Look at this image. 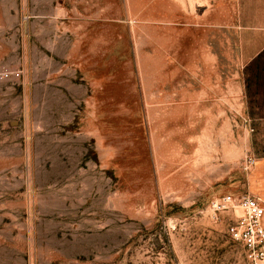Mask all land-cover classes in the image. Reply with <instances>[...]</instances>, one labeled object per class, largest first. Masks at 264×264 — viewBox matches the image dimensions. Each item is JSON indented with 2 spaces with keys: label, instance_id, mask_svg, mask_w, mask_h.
Here are the masks:
<instances>
[{
  "label": "rangeland",
  "instance_id": "rangeland-1",
  "mask_svg": "<svg viewBox=\"0 0 264 264\" xmlns=\"http://www.w3.org/2000/svg\"><path fill=\"white\" fill-rule=\"evenodd\" d=\"M239 3L0 0V264H250Z\"/></svg>",
  "mask_w": 264,
  "mask_h": 264
},
{
  "label": "crops",
  "instance_id": "crops-1",
  "mask_svg": "<svg viewBox=\"0 0 264 264\" xmlns=\"http://www.w3.org/2000/svg\"><path fill=\"white\" fill-rule=\"evenodd\" d=\"M239 1L242 96L250 128L245 161L252 157L255 164L244 176L241 191L231 187L257 197L264 207V0Z\"/></svg>",
  "mask_w": 264,
  "mask_h": 264
},
{
  "label": "built area",
  "instance_id": "built-area-1",
  "mask_svg": "<svg viewBox=\"0 0 264 264\" xmlns=\"http://www.w3.org/2000/svg\"><path fill=\"white\" fill-rule=\"evenodd\" d=\"M255 164L247 157L245 169ZM238 209L241 213L229 219L226 235L240 246L250 264L264 262V207L260 200L248 193L226 194L212 202L215 216Z\"/></svg>",
  "mask_w": 264,
  "mask_h": 264
},
{
  "label": "bare ground",
  "instance_id": "bare-ground-1",
  "mask_svg": "<svg viewBox=\"0 0 264 264\" xmlns=\"http://www.w3.org/2000/svg\"><path fill=\"white\" fill-rule=\"evenodd\" d=\"M189 1V4H192L195 0H188ZM205 154V153H204ZM237 156V153L236 152H234L233 154H232V157H236ZM203 157L204 158H206V155H203Z\"/></svg>",
  "mask_w": 264,
  "mask_h": 264
}]
</instances>
